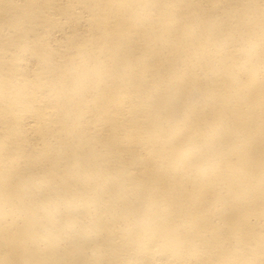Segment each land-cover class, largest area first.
Here are the masks:
<instances>
[{"label": "bare ground", "instance_id": "obj_1", "mask_svg": "<svg viewBox=\"0 0 264 264\" xmlns=\"http://www.w3.org/2000/svg\"><path fill=\"white\" fill-rule=\"evenodd\" d=\"M0 264H264V0H0Z\"/></svg>", "mask_w": 264, "mask_h": 264}]
</instances>
